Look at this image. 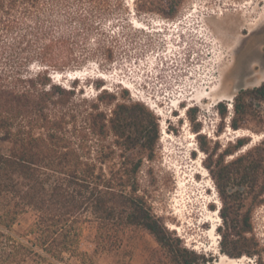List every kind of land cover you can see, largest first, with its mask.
Masks as SVG:
<instances>
[{
  "label": "trees",
  "instance_id": "trees-1",
  "mask_svg": "<svg viewBox=\"0 0 264 264\" xmlns=\"http://www.w3.org/2000/svg\"><path fill=\"white\" fill-rule=\"evenodd\" d=\"M123 10L122 0H0V264H97L96 256L116 251L130 227L147 231L158 245L157 255L142 264L211 261L184 246L139 193L142 161L154 158L159 138L153 110L127 93L100 90L88 102L75 82L66 87L51 80L50 71L98 58L112 62L118 46L109 24ZM32 65L41 69L30 73ZM263 105L264 80L239 89L230 127L262 119ZM216 106L225 118L226 104ZM186 113L193 120L196 108ZM69 125L82 127L79 135ZM197 135L221 200V251L230 258L261 254L248 234L264 197V140L247 147L248 138L240 136L216 154L218 147L210 150ZM90 136L100 143L90 146ZM24 214L31 222L15 231ZM85 229L93 231L92 252L81 248Z\"/></svg>",
  "mask_w": 264,
  "mask_h": 264
},
{
  "label": "rangeland",
  "instance_id": "rangeland-1",
  "mask_svg": "<svg viewBox=\"0 0 264 264\" xmlns=\"http://www.w3.org/2000/svg\"><path fill=\"white\" fill-rule=\"evenodd\" d=\"M122 2V15L114 16L109 24L118 46L113 61L98 58L76 69L50 71L51 75L61 73L51 80L66 87L75 82L76 90L82 92L78 97L88 102H94L100 90L117 97L127 93L153 110L159 118V138L154 158L142 161L137 175L139 193L184 246L209 257L208 264H216L224 258L217 229L223 228L217 210L221 200L203 164L206 153L197 134L204 136L210 150L218 147L216 154L238 138L229 125L232 106L228 98L232 105L239 89L258 86L264 80V0ZM122 16L125 20L118 21ZM40 69L32 65L29 72ZM76 70L79 73L73 77L66 75ZM219 101L227 106L225 118L217 112ZM188 107L196 108L193 120L186 113ZM259 115L262 119L253 116L238 130L264 133V105ZM198 124L200 130L195 132L193 127ZM66 128L74 135L82 130ZM241 136L248 138L247 147L264 140L251 143V136ZM111 141L112 136L104 143ZM87 142L93 147L100 143L91 136ZM31 219L30 214L22 215L14 230L26 228ZM251 221L253 229L248 235H253L262 251L257 256L244 255L243 264H260L264 262V197L253 209ZM121 237L116 251L96 256L97 264H142L158 253L153 237L141 228H126ZM81 248L93 251L92 230H84Z\"/></svg>",
  "mask_w": 264,
  "mask_h": 264
},
{
  "label": "bare ground",
  "instance_id": "bare-ground-1",
  "mask_svg": "<svg viewBox=\"0 0 264 264\" xmlns=\"http://www.w3.org/2000/svg\"><path fill=\"white\" fill-rule=\"evenodd\" d=\"M75 73H79V70H76V71H70V72H68V74H66V75H68L69 77H73L74 76V74ZM61 73H56V74H52V77H54L55 78V76L57 77V75H60ZM72 74V75H71ZM76 76V75H75ZM230 101H231V98H228V106L229 107H231L232 105H231V103H230ZM233 131V137L234 138H236V137H239V136H241V135H249V136H251L252 137V141H251V143H253V142H255V141H258V140H260L262 137H264V133H262V134H253V133H246L245 131L243 132V130H242V132L240 131V130H232ZM163 133V132H162ZM166 133V132H165ZM229 133V132H228ZM250 143V144H251ZM245 148H246V146H245ZM231 157V156H230ZM217 225H218V223H215L213 226H212V230H214L216 227H217ZM172 228V227H171ZM173 228H175V227H173ZM217 239H218V236H217ZM224 258H222V260L221 261H219L218 263H216V264H243L245 261H246V256L244 257V256H242V257H240V258H230V257H227V256H223ZM227 257V258H226ZM248 261H250V259H248Z\"/></svg>",
  "mask_w": 264,
  "mask_h": 264
},
{
  "label": "water",
  "instance_id": "water-1",
  "mask_svg": "<svg viewBox=\"0 0 264 264\" xmlns=\"http://www.w3.org/2000/svg\"><path fill=\"white\" fill-rule=\"evenodd\" d=\"M217 210H218V208H217ZM232 258H238V257H232Z\"/></svg>",
  "mask_w": 264,
  "mask_h": 264
}]
</instances>
